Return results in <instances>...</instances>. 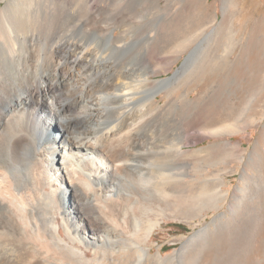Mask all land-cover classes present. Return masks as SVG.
<instances>
[{
	"label": "bare ground",
	"instance_id": "6f19581e",
	"mask_svg": "<svg viewBox=\"0 0 264 264\" xmlns=\"http://www.w3.org/2000/svg\"><path fill=\"white\" fill-rule=\"evenodd\" d=\"M24 1L6 0L0 10L7 11L0 19V68L7 67V72L3 70L6 77L0 94L1 148L8 136L6 152L0 157V264H166V259L173 256L153 254L146 245L161 220L156 208L166 204L168 177L166 171H146L138 159L151 153L144 146L149 143L152 126L164 113L165 105L159 103L158 94L171 87L181 72L189 74L198 61L212 59L211 45L217 36L231 31L226 12L228 0H223L225 10L219 32L216 34L214 26L213 42L205 48L206 52L198 56L203 49L198 38L204 28L215 23L217 15L205 22L203 29L202 24L193 26V19H201L203 9L211 3L187 0L169 26L151 35L142 46L141 62L132 58L129 33L116 20H110L109 25L102 23L105 26L99 25L100 28L86 26L88 30L82 33L67 31L54 42L40 40L37 44L35 37L28 39V34L36 35L41 21L38 15L44 14V6H36L34 0ZM91 1L90 13L97 12L94 8L99 4ZM150 2L160 4V0H121L124 6L136 7ZM117 28H121L120 34H116ZM255 39L243 54L248 58L256 49L253 45L259 43ZM155 41L158 51L171 42H176L178 51L197 46L173 75L152 79L155 63L150 54ZM263 115L250 122H225L218 127L220 130L213 128L210 132L236 134L245 131L249 123L260 121ZM224 147L233 149L227 153L228 159L234 158L236 152L237 161H244L242 144L225 141ZM253 149L249 157L258 162L264 187V149ZM178 150L184 152L180 146ZM222 174L219 172L210 180L216 182L214 189L210 190L209 181L191 198L199 200L200 205L213 200L224 202L229 193L221 188ZM189 186L185 191H193L194 186ZM250 186L248 182L243 189L245 194ZM241 197H237L238 203L231 204L232 221L236 223L217 230L209 240L195 242L209 228L206 224L187 238L177 253H184V258L186 254L196 264H264V212L257 216L255 231L242 238ZM56 209L62 213L59 232L53 220ZM202 209L201 206L200 212ZM82 244L96 246V256H85L80 249Z\"/></svg>",
	"mask_w": 264,
	"mask_h": 264
},
{
	"label": "rangeland",
	"instance_id": "374dc122",
	"mask_svg": "<svg viewBox=\"0 0 264 264\" xmlns=\"http://www.w3.org/2000/svg\"><path fill=\"white\" fill-rule=\"evenodd\" d=\"M90 1L34 0L36 6L40 4L44 6H42V13L44 14L38 15L41 21L35 30V32L37 31L35 36L30 35L32 33L29 31V27L27 28V33L30 32L28 39H34L35 37L34 41L37 44L40 40V43L45 40L54 42L59 36H63L68 32L76 33L78 30L82 33L89 26V28L91 26H93L92 28H100L99 25L101 27L106 23L109 25L111 21L116 20L129 33L128 38L132 41V58H134V61L141 62V52L144 51L142 46L147 43L151 35L154 36L156 32L169 26L176 12L183 8L187 0H160V4L150 2L151 4L147 3L143 7L124 6L121 0H96L99 6L94 8L97 9V12L93 10L92 13H90V8H92V1ZM24 2H28V0ZM210 3L211 6H206L203 9L202 14L204 15L201 16V19L199 17L193 19V26L196 23L205 26V22L207 23L217 15L214 24L209 27L205 26L207 29L201 26L204 30L199 35L198 43H202L203 49L198 53V56L206 52L205 48L211 44L210 42H213L211 32L216 27V34H218V27L224 15L223 0H210ZM5 5L6 0L1 1L0 10ZM136 9L137 11H135ZM262 9H264V0H228L226 12L229 17L231 31L228 34H223L225 36H217V40L211 45L214 50L212 59L209 57L198 61L195 65L192 64L191 66L194 65V67L189 74L184 73V71L181 72L182 77L179 75L180 78L174 79L170 85L171 87L158 94L159 103L165 105L166 110L164 109L160 121L158 120L155 126H152L149 143L144 146L151 152L148 155L149 157L138 159V164L140 167H145L146 171H166V177H168L166 178V196H168L166 197V204L164 208H156V213L161 220L156 225L152 235L147 239L148 245H146L147 249H152L153 254L159 252L161 256L166 258L173 256L171 257L173 259L170 258L171 260L166 259V264H192V259H188L186 254L184 258V253H177V251L182 248L187 238L206 224L210 225L209 228L198 236L195 242L204 239L209 240L217 230H222L231 223H236L232 221L231 204L238 203L237 197L242 195L241 210H243L244 218L242 238L245 239L255 231L257 216L264 212V187L259 179L258 172L260 166L256 159L255 162L254 159L249 157L250 153L254 151L253 148L262 147L264 149V115L260 121L254 124L249 123L245 131L236 134L215 132V129L219 126L222 127L225 122V125L230 124L229 121L234 122L235 119H238L237 121L243 120L240 121L243 123L250 122L252 118L260 119L261 114L264 113V23L262 21L264 10ZM31 10L30 13L32 14L33 11ZM101 11L102 14H100ZM3 13L5 12H1L0 19L6 16ZM5 14H7V11ZM117 14L118 16H116ZM92 16H95V18ZM39 17L37 18L39 19ZM91 17L94 19L93 23H91L93 21ZM114 17L117 19H114ZM101 20L102 22H100ZM102 23L104 24L102 25ZM115 31L116 34H120L121 28H117ZM257 35H261V38ZM254 36H257L254 39L259 43L256 46L253 45L256 49L254 48L255 51L248 58L243 54L249 49ZM208 37L211 38L208 39ZM216 42L217 46L215 45ZM219 44H221L220 47H218ZM152 46L150 57L155 65L154 74L151 73V78L163 79L178 71L190 56L191 50L197 45L181 50L182 52L178 51L176 42L169 43L161 51H158L156 41ZM195 66H198V68ZM3 70L7 72V67L1 65L0 94L3 93L2 90L5 84L3 79L6 77V72ZM211 129L215 130L212 134ZM5 138H8V136H5ZM5 138L1 143H4V147L1 148L2 145L0 146V157H3L6 152L5 141L7 139ZM225 141L242 144L246 153L243 162L239 163L237 161L236 152H234V158H232L233 156H230L229 159L226 157L227 153L233 149L232 147H230L231 149L224 147ZM179 146L184 152L178 153ZM3 150L2 155L1 151L3 152ZM222 157L226 159L223 161ZM252 157H255L253 153ZM230 169L234 171L225 172ZM244 171L247 172L242 177ZM219 172H223L224 183L221 188L229 193L224 202H216L215 200L213 202L211 200L212 202L207 203V205H200L199 200L191 198L194 191L198 194L201 188ZM248 182L251 188H249V193L247 192L246 195L244 188H246ZM210 184V190L214 189L213 186L216 185V182L210 181ZM189 185L194 186L192 193L188 192L189 189L185 191L186 188H190ZM218 205H221V207H217ZM201 206L203 209L200 212ZM61 216V211L56 209L53 220L58 232L62 228ZM237 224L239 223L237 222ZM187 247L185 245L184 250ZM80 249L85 256L90 258L96 256L95 251L97 249L93 244H82ZM194 254L195 252L189 253L191 256ZM193 264H196L195 261Z\"/></svg>",
	"mask_w": 264,
	"mask_h": 264
}]
</instances>
